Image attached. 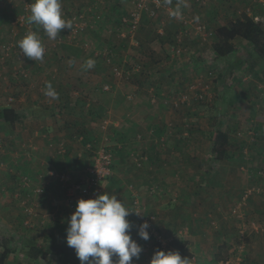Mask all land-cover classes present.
<instances>
[{
    "label": "rangeland",
    "instance_id": "obj_1",
    "mask_svg": "<svg viewBox=\"0 0 264 264\" xmlns=\"http://www.w3.org/2000/svg\"><path fill=\"white\" fill-rule=\"evenodd\" d=\"M66 1V5L69 7L68 10L72 12L81 8L83 4H86L89 10H93L91 5L100 2V0ZM104 1L103 5L107 6L108 11L106 12L107 9H104L103 11L95 12V20L102 22V24L97 25L100 27L92 33L95 40L93 41L89 35L86 37V33L81 37V41L86 42L90 46V50L93 52L99 50L98 55L102 57L97 59L94 56L97 59L94 60L95 66L89 70L97 72L78 84L83 85L90 80L95 87L94 98L96 97L97 100L101 99L103 94H106L111 100L119 97L121 101L126 100V103L140 100L139 105L144 104L151 112L159 108V103L163 104L172 112L171 114L175 115L172 124L168 126L169 129H163L164 132L168 131L171 134L168 137L169 141L174 140L175 135L184 130L189 131V133L193 130L195 133L193 135L190 133V137H193L192 140L196 141L201 135L197 130L203 129L195 125L205 121L204 126L206 129L204 131H210L214 129L219 121H223L224 129L229 132L236 144V148L231 152L232 155L229 160L215 161L210 156V161L202 163L205 167L198 165L197 162L198 160H203V158L192 155L193 152L191 151L187 152V154H190L188 157H181L182 159L188 158L194 169H200V167L205 171L208 169L205 173L211 175L208 176L209 182L212 185H218L217 190L212 191V195H216L221 201L218 200L215 205L209 206L207 213L204 212L199 219L191 217L184 220H179L176 217L161 219L162 216L158 212L159 209H156L158 205L166 204L169 208L175 209L184 201V199L180 201L178 194H173L176 197L172 199L165 192L158 194L159 198L155 199V204H152L155 208L150 209V214L142 211V208L148 206L144 202L139 208L143 212L141 216L138 217L133 213V218L129 216L127 219L137 228L147 216H154L153 223H155L156 231L160 233L158 234L167 244L174 236L184 237L187 233L190 236H193L191 233H195L197 241L202 240L198 228L203 231V226H206L210 233L208 236L205 235L206 241H204L208 251L201 255V252H195L193 249L190 252L191 257L186 255L189 259V264L197 262H201L200 264H215L217 260L214 259L219 254L224 255L219 260L227 258L226 260H232L234 264H264V194L255 192L248 196L246 200H243L244 190L258 186L264 187V174H261V171L264 170V58L255 55L252 47L241 38L234 41L236 45L235 52L226 57H217L212 48L214 35L204 40L195 33H189L187 36L182 37L180 45H184V49L178 54L172 50V47L177 43L175 34L180 29V21L168 9L159 13L156 20L144 16L133 39L129 34L128 37L124 38L119 33L122 31L128 32L129 26L123 24L121 20L131 11L135 0ZM261 3L259 0H172L171 7L187 13L197 20L205 21L211 28L215 29L217 26L240 16L248 7L251 8L250 11L252 13L255 12L253 9L259 10ZM8 4L10 3L3 6L0 4V8H2L0 11L6 8ZM263 7L261 6V8ZM14 11L8 10L3 16L0 14V41L8 38L10 22L16 15L17 10ZM261 16H264V14H261ZM161 21H164V25L160 24ZM160 26L164 28L163 34L159 32ZM85 38L92 40V43L84 41ZM61 48L75 54L79 52V47L70 45L66 47L63 45ZM104 50L114 51L115 53L110 63L105 61ZM78 63L83 64L80 61H77V65ZM116 65L129 70L140 66V70H133L134 72L129 78H118L112 73L113 67ZM7 66L4 67L7 68ZM6 75L10 78L8 73ZM5 80L0 75V98L5 97V101L0 99V105L3 102H7L9 94H6L7 91L5 89L9 87L12 79ZM105 84H110L112 90L104 91L102 87ZM172 88L176 90V93L179 92L178 90H181L182 94L185 93L188 101L179 107H173L170 101L167 102L164 99L169 97L170 93L167 91L172 90ZM201 88H205L204 90L207 93V95H204L205 97H199L201 93L203 94ZM11 92L15 96V93ZM129 94L133 96L132 99L127 98ZM155 96L157 97L156 101ZM14 102L17 103L16 100ZM108 116L110 115L105 117ZM185 117L190 118L189 122L191 123H181ZM197 118H200V120ZM95 119L97 122H101L100 118L97 117ZM179 123L183 124L182 128H179ZM7 127L6 125H0L1 167L6 164L2 149H4L6 144V137H4L3 132ZM121 130L120 125H117L114 128H110L109 133L112 135L113 140L122 145V135L120 136V134L125 131ZM250 131L257 132L255 139L251 138ZM151 132L150 135L153 134ZM100 136L101 131L97 134L95 141L99 142ZM203 138L209 141L208 138L204 136ZM136 139L137 141L140 140L139 143H142L145 139L147 140L146 136L141 132L136 134ZM178 139L176 138V140ZM98 142L95 143L97 144ZM162 144L167 145L168 142ZM213 161L215 165L212 167L211 162ZM147 162L143 161L141 165L143 166ZM6 168L4 171H6ZM211 170H213V173H210ZM201 171H199V174H202ZM199 174L193 176L197 181L201 180ZM213 176L214 179L218 178V180H213ZM25 181L29 182V180ZM229 182L236 183L237 187L234 190H227L224 185ZM32 190L28 192L30 197L34 195ZM157 192L160 191L158 190ZM41 197L44 196L42 195ZM26 198L27 196H25ZM241 202L243 204L238 209L239 212L234 214L232 209ZM135 209L134 211H136ZM29 211V214H34V206H31ZM25 223L31 225L30 220ZM4 236L6 235L4 234ZM48 242L52 245L55 239L50 238ZM141 242H143V246L147 241L142 240ZM224 243L230 244L231 248H226L220 253L219 250ZM10 246H15L16 251L19 252L16 253L19 263L64 264V256L61 253L63 248L50 251L46 257L32 261L25 253L29 248L28 244H22L16 238L14 241L10 239Z\"/></svg>",
    "mask_w": 264,
    "mask_h": 264
},
{
    "label": "crops",
    "instance_id": "obj_2",
    "mask_svg": "<svg viewBox=\"0 0 264 264\" xmlns=\"http://www.w3.org/2000/svg\"><path fill=\"white\" fill-rule=\"evenodd\" d=\"M259 1L263 3L261 6H264V0ZM104 2V0L97 2L92 6L93 10H89L88 13L92 20L85 33L86 37L89 35L93 41L95 40L92 35L93 31L100 27L97 25L102 24L95 20V12L107 9V6L103 5ZM61 3L63 17H65V13L70 10H68L66 0H61ZM86 6L83 4L81 9ZM261 6L259 10L253 9L255 11L253 14H264V7L261 8ZM17 9V7L8 4L0 11V14L3 16L8 10ZM246 9L251 10L250 7ZM35 29L44 46L48 48L43 61H34L26 57L23 62H15L14 66L8 65L7 68L0 63V75L8 73L12 79L9 87L5 89L6 94H12L11 91H13L17 101V103H10L7 100L0 106L13 108L19 116L14 125L1 124L6 127L9 125L3 132L6 144L2 151L6 164L3 167L0 166L2 168L0 170V230L8 239L14 241L17 238L22 244L36 242L46 246H51L48 242L50 238L55 239L56 243L66 241L68 220L75 208L70 207L66 201L61 185L53 178L47 181L46 175L48 171L55 169L66 170L74 177H79L90 162L87 142L91 139L95 140L100 131V121L97 122L95 118L98 117L102 120L107 115H110L120 125V130L123 129L125 132L120 134L123 147L115 155L113 173L104 182L103 193L116 195L132 211H134L133 199L138 198L142 203L148 204L142 210L147 214L150 209L155 208L152 204H155V199L159 198V193L165 192L172 199L176 197L173 194H178L180 201L184 199L175 209L169 208L166 204L158 205L156 209H159L161 219L173 217L179 220L190 217L199 219L204 212L207 213L209 206L215 205L218 200L221 201L216 195H212V191H216L218 185H212L209 182L208 176L211 175L205 173L208 169L206 171L201 167L194 169L188 158H181L182 156L188 157L190 154L187 152L191 151L192 155L203 158V160L197 161L198 165H202L204 161H210L212 146L210 140L206 141L200 135V138L193 141L189 131L184 130L175 135L174 140L169 141L168 137L171 134L168 131L164 132L163 129L172 124L175 115L171 114L172 112L161 103L158 104L159 110L156 108L151 112L144 104L139 105L140 100L126 103V100L121 101L119 97L111 100L106 94L97 100L96 97L94 98L95 87L90 80L83 85L78 83L97 72L86 70L84 64L88 59L101 58L102 56L98 55L99 50L93 52L90 50V46L83 41L80 44L79 42L78 44H68L79 47L78 54L61 48L63 45L68 47L67 44L53 48L54 40L48 38L43 28L35 24ZM85 40L92 43V40L88 38ZM77 61L83 64L78 63L77 65ZM65 62L66 64H64ZM16 66L27 68L30 73L29 77L24 79L15 76L14 67ZM48 83H51L59 94L58 99H51L45 95ZM12 84L14 85L12 86ZM178 91L176 93V90L172 88L167 92L170 93L169 96L186 97L185 93L182 94L181 90ZM4 98L0 99L4 100ZM197 119L200 120V118ZM189 121L190 118L185 117L181 123ZM205 123V121H201L199 125L195 126L205 130ZM182 126L183 124L179 123V128ZM179 128L177 127V129ZM151 131L153 134L150 135ZM139 132L147 138L142 143L136 139V134ZM176 138L179 139L176 140ZM165 142L168 144H162ZM62 146L67 149L66 154L59 153ZM132 150H135L137 156L138 153L146 155L148 162L143 166H138L131 157L128 158V154ZM206 150L208 151L206 152ZM211 165L212 167L215 165L214 161L211 162ZM5 168L6 171H4ZM199 171L202 174H199ZM210 173H213V170ZM195 174H199L201 180L197 181L193 178ZM212 178L215 181L218 180V178L214 179V176ZM27 179L29 182L25 181ZM41 183L47 186L44 197L27 196L29 190ZM224 186L227 190H234L237 187L233 182ZM158 190L160 192H157ZM25 196H27L26 199ZM23 200L26 203H23ZM31 206H34V214H29ZM130 217L133 218V214ZM27 220H30L31 225L25 223ZM202 230L198 228L202 238L199 241L195 238V233H191L194 242L187 246L184 252H180L182 257H186V255L191 257L190 252L193 249L195 252H201V255L208 251L204 241H206L205 235L210 234L209 229L207 230L206 226H203ZM132 236L142 245V240L137 236L136 226L132 229ZM186 236H190L189 233ZM13 248L6 264H24V262L17 261L16 253L19 252L16 251L15 246ZM152 256L141 254L139 260L133 258L132 264H149Z\"/></svg>",
    "mask_w": 264,
    "mask_h": 264
},
{
    "label": "built area",
    "instance_id": "obj_3",
    "mask_svg": "<svg viewBox=\"0 0 264 264\" xmlns=\"http://www.w3.org/2000/svg\"><path fill=\"white\" fill-rule=\"evenodd\" d=\"M171 2L172 0H135L131 11L128 13L127 16H125L121 20L123 24L129 26V31H122L121 33H119L120 36L126 38L130 35L133 39L134 34L137 28L141 25V21L144 16H148L149 18L156 20L159 13L167 9L171 10L172 15L180 21V29L175 34V40L177 43L172 47V50L177 52L178 54H180L184 49V45H180L183 36H187L189 33H195L198 36L202 37L204 40H207L209 37L214 35V29L211 28L205 21L197 20L187 13L173 9L171 7ZM7 3L16 6L18 8V11L10 22L8 38L4 41H0V63L3 66H14L15 62H23V60L26 59V57L23 55L20 48L18 47L17 42L29 32H36V29L34 23L28 22V17L31 14L30 9L33 3L32 0H0V4L2 6ZM248 12L251 11L248 9L246 13ZM88 13L89 7L87 6L83 9L78 8L74 12L70 11L69 13H65L64 18L72 22V28L63 29L58 35V37L53 41L52 47L56 48L63 44H78V42L80 44L82 35L91 25L92 19L91 17H89ZM248 14L253 16L256 21L264 22V16H261L260 14H253L252 12ZM160 24L164 25V21H161ZM159 32L161 34L164 33L163 26H160ZM44 47L45 53H47L48 48H46V46ZM114 54V51L105 50L103 54V56L106 58L105 61L107 63H110ZM133 70L139 71L140 66L134 67V69L129 70L123 69L122 67L116 65L113 67L112 73L118 78H129L130 75H132V72H134ZM14 71L15 76H19L24 79H27L30 75L28 69L21 66L14 67ZM2 78L4 80L11 79V77L9 78L6 74H2ZM102 88L104 91L112 90V86L110 84H105ZM204 89L205 88L202 89L203 94L201 93L199 97H205L204 95H207ZM169 97H166L164 99L167 102L170 101L173 107H179L180 105L188 101L187 96H182L181 98L175 96ZM127 98L132 99L133 96L129 94L127 95ZM156 99L157 97L155 96V101ZM7 100L12 103L15 101V96L13 94H9ZM152 100L154 101V99ZM117 125L118 123L114 121L110 116L102 118L100 122V141L98 142L93 140L87 142L90 162L79 177H74L66 170L60 171L52 169L48 171V174L46 175V180L48 181L49 179L53 178L61 185L62 189L65 192V197L70 207L75 208L77 205V200L81 198H95L98 194L103 193L104 182L113 173L116 152L120 148H122V145L119 144L117 141L113 140L112 135L109 133L110 128H114ZM249 133L252 139L256 138L257 132L250 131ZM95 142L98 143L96 144ZM65 152L66 148L62 146L59 149V153L64 154ZM130 157L134 162H136L138 166H140L143 161H148V157L146 155L138 154L137 156L135 155V151L131 152L128 158ZM261 174H264V170L261 171ZM46 189V184L41 183L32 190V194L40 197L45 194ZM255 192L264 194V187L258 186L244 190L243 200H246L248 196ZM29 195L30 194L27 193V196ZM24 203L26 202L24 201ZM242 204L243 202L239 203L238 206L232 209V212L234 214L238 213V209ZM141 206L142 202L138 198H135L133 201L134 209L136 208V211H141L139 209ZM146 219L152 224V228L150 229L151 239L143 244V255H153L155 250L157 249H163L165 251H177L176 249L172 248L169 244H167V242H165L159 235L160 233L156 231L155 223H153L155 217L147 216ZM215 264L234 263L232 260H221L220 262H216Z\"/></svg>",
    "mask_w": 264,
    "mask_h": 264
},
{
    "label": "clouds",
    "instance_id": "obj_4",
    "mask_svg": "<svg viewBox=\"0 0 264 264\" xmlns=\"http://www.w3.org/2000/svg\"><path fill=\"white\" fill-rule=\"evenodd\" d=\"M30 13L28 22L41 26L49 39L55 40L61 30L72 28V22L63 17L61 0H34ZM17 43L25 57L43 61L45 47L37 32H29ZM94 66L93 59L84 65L86 70ZM45 95L59 98L51 83ZM133 213L139 217L143 212L130 210L114 194L104 192L95 198H81L68 220L66 244L75 250L80 264H132L144 250L132 236L134 225L127 217ZM151 228L152 224L144 219L137 226L139 239L150 240ZM149 264H189V259L182 258L179 251L157 249Z\"/></svg>",
    "mask_w": 264,
    "mask_h": 264
},
{
    "label": "trees",
    "instance_id": "obj_5",
    "mask_svg": "<svg viewBox=\"0 0 264 264\" xmlns=\"http://www.w3.org/2000/svg\"><path fill=\"white\" fill-rule=\"evenodd\" d=\"M238 38L245 40L252 47L255 55L260 58H264V22L256 21L253 16L243 12L240 16L230 20L229 22L217 26L214 29V41L212 44V48L216 56L226 57L235 52L236 45L234 41ZM18 119L19 116L13 108L0 106V125L2 123L14 125ZM197 131L212 142L211 157L213 160L222 161L230 158L232 154L231 152L236 148V144L229 132L224 129L223 121H219L214 129L210 131L200 129ZM190 133L193 135L195 132L191 130ZM90 141L93 140L91 139ZM119 151L120 150H118L116 154H118ZM130 154H128V157ZM193 242V236L180 237L177 235L170 240L169 244L177 251L184 252L186 247L191 245ZM27 244L29 245V248L25 251V253L33 261L46 257L50 251L63 248L61 253L64 256V264L80 263L76 257L75 250L69 248L66 241L61 243L54 242L51 245L52 247L38 244L36 242H27ZM226 248H231V245L224 243L219 252L222 253ZM13 249L14 248L10 246V239L4 236L3 232L0 230V264H6V260ZM220 257H224V255L219 254L214 260H217L216 262H220Z\"/></svg>",
    "mask_w": 264,
    "mask_h": 264
}]
</instances>
